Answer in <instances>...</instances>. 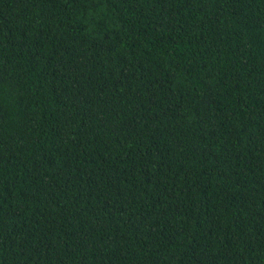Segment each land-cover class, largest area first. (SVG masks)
<instances>
[{
  "label": "trees",
  "instance_id": "obj_1",
  "mask_svg": "<svg viewBox=\"0 0 264 264\" xmlns=\"http://www.w3.org/2000/svg\"><path fill=\"white\" fill-rule=\"evenodd\" d=\"M0 264H264V0H0Z\"/></svg>",
  "mask_w": 264,
  "mask_h": 264
}]
</instances>
